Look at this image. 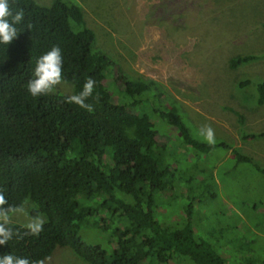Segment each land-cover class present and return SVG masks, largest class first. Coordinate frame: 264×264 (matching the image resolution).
I'll return each mask as SVG.
<instances>
[{"label":"trees","instance_id":"obj_1","mask_svg":"<svg viewBox=\"0 0 264 264\" xmlns=\"http://www.w3.org/2000/svg\"><path fill=\"white\" fill-rule=\"evenodd\" d=\"M10 4L25 15L17 25L18 37L9 45L0 44V188L9 205L29 198L47 223L39 236L14 237L0 245V256L13 254L35 261L48 258L60 247L70 249L86 264H168L171 260L228 264L215 246L193 233L194 198L178 205L179 221L170 210L155 212V193L171 191L174 183L165 162L174 158L175 163L179 154L157 143V122L178 133L179 150L183 160L191 162L190 169L198 163V155L215 147L229 150L235 164H250L263 175L264 169L238 153V148L196 141L175 114L154 106L164 90L150 79L128 77L115 66L114 90L121 89V99L113 97L114 90L109 92L103 83L113 61L93 48V34L84 26L75 0H51L47 6L33 0H10ZM54 45L62 50L70 95L79 93L88 78L96 81L87 101L93 105L92 113L66 103L69 95L60 92L39 97L28 93L36 61ZM258 58L233 56L227 67L234 70ZM255 90V103L261 105L264 83L255 84ZM256 138H264V130L239 135L242 141ZM187 154L192 158L187 160ZM197 175H203L202 183ZM193 179L194 188L208 185L203 170L195 172ZM168 199L179 202L175 196ZM91 224L113 241L108 254L78 237L80 227ZM11 227L25 231L16 223ZM259 264H264V256Z\"/></svg>","mask_w":264,"mask_h":264},{"label":"rangeland","instance_id":"obj_2","mask_svg":"<svg viewBox=\"0 0 264 264\" xmlns=\"http://www.w3.org/2000/svg\"><path fill=\"white\" fill-rule=\"evenodd\" d=\"M33 1L47 6L51 0ZM75 1L84 26L93 34V48L113 61L103 82L109 92L115 87V66L128 77L150 79L164 90L154 106L175 114L196 141L207 144L198 130L211 125L218 143L238 148L264 169V138L239 139L240 134L264 130V101L255 103V84L264 83V0ZM244 54L259 58L228 69L229 58ZM245 80L248 83L239 85ZM70 90V85H61L55 92L70 95ZM120 94L121 89L111 95L120 100ZM159 122L157 143L179 154L175 163L174 158L165 162L174 183L171 191L155 193V212L170 210L179 221L178 205L194 198L196 237L215 246L228 264H259L264 256V175L250 164H235L223 147L201 153L190 169L191 162L186 163L179 150L178 133ZM199 170L208 182L204 189L193 186ZM196 177L202 183L203 175ZM171 196L179 202L171 203ZM13 223L26 221L14 217ZM77 235L85 244L101 246L106 254L114 246L92 224L80 227ZM48 258L46 264H86L68 248L56 247ZM168 264L186 263L171 260Z\"/></svg>","mask_w":264,"mask_h":264},{"label":"clouds","instance_id":"obj_3","mask_svg":"<svg viewBox=\"0 0 264 264\" xmlns=\"http://www.w3.org/2000/svg\"><path fill=\"white\" fill-rule=\"evenodd\" d=\"M24 15L23 9L14 10L12 8L10 0H0V44L9 45L18 37L20 32L17 25L21 24ZM27 27L31 29L32 25L29 24ZM33 77L26 86L28 93L33 97L53 94L58 86L69 84L64 77L62 50L58 45L52 46L49 51L38 58ZM95 87L96 81L93 78H88L82 90L79 93L67 96L65 102L92 113L94 111L93 105L87 103V101L93 96ZM96 98H99L98 93ZM198 135L209 146H215L217 143L215 130L211 125H202L198 130ZM37 208L38 205L31 202L27 197L19 204L9 205L4 195V189L0 188V245H6L14 237L20 240L25 236H39L44 230L47 219L43 213L36 211ZM14 217L24 218L26 223H23L21 227L25 231L21 232L11 227ZM49 259L44 258L33 261L27 257L6 254L0 256V264H46Z\"/></svg>","mask_w":264,"mask_h":264},{"label":"crops","instance_id":"obj_4","mask_svg":"<svg viewBox=\"0 0 264 264\" xmlns=\"http://www.w3.org/2000/svg\"><path fill=\"white\" fill-rule=\"evenodd\" d=\"M257 159V158H256ZM255 161V160H254ZM257 164H258V162L257 161H255ZM259 166H260V164H258ZM263 165H264V163H263Z\"/></svg>","mask_w":264,"mask_h":264}]
</instances>
